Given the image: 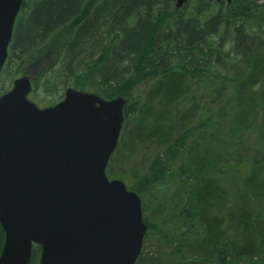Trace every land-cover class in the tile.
Segmentation results:
<instances>
[{"label":"trees","instance_id":"trees-1","mask_svg":"<svg viewBox=\"0 0 264 264\" xmlns=\"http://www.w3.org/2000/svg\"><path fill=\"white\" fill-rule=\"evenodd\" d=\"M28 73L39 105L36 92L61 90L60 99L70 86L125 98L109 176L112 160L163 146L140 176L125 171L144 198L179 180L178 206L168 214L156 204L143 215L135 264H264V0H22L0 93ZM180 102L187 106L176 113ZM151 237L163 250H145ZM3 243L0 225V252ZM39 252L33 245L27 264H38Z\"/></svg>","mask_w":264,"mask_h":264},{"label":"water","instance_id":"water-1","mask_svg":"<svg viewBox=\"0 0 264 264\" xmlns=\"http://www.w3.org/2000/svg\"><path fill=\"white\" fill-rule=\"evenodd\" d=\"M21 4L0 0V70ZM31 88L22 74L0 94V264H27L33 244L38 264H134L147 229L141 199L105 172L124 97L67 87L39 107Z\"/></svg>","mask_w":264,"mask_h":264},{"label":"rangeland","instance_id":"rangeland-1","mask_svg":"<svg viewBox=\"0 0 264 264\" xmlns=\"http://www.w3.org/2000/svg\"><path fill=\"white\" fill-rule=\"evenodd\" d=\"M16 31H17V28H15V32ZM54 58H55V54L53 53L49 57V61L47 62V64L51 63L52 59L54 61ZM38 59H39V57H38ZM40 59L44 60V56H41ZM41 64H42V62L40 60L37 62V65L30 64L29 65L30 71L36 72L38 70L39 66H41ZM28 75L30 76L29 73H28ZM7 83H8V79L5 80V84H7ZM0 85H1V83H0ZM145 89H146V84H142V85H140V87L137 88L135 94H138L142 98ZM186 93L188 94V95L185 94L186 96L190 95L189 92H186ZM205 93H207V91ZM60 94H61V90L59 92H55V94H50V95H46L43 92H40V93L36 92V94L33 95L34 96L33 98L37 99L39 101L40 105L44 106V105L52 104V103H54V101L56 102L57 100H59ZM29 98L32 99V96H29ZM204 100H205V105L207 106V104H209V102L207 101L208 99L206 96H205V99H203V103H204ZM174 106H175L174 107L175 112L178 113V111H181L185 106H187V104L180 102V103L175 104ZM169 108L170 107L167 106L164 109V112H167V109H169ZM200 108L201 109L198 110L199 113L204 109L203 104L200 105ZM172 115L173 114H170L169 118H171ZM127 127H128V125L126 126V130H127ZM131 135H132V139L129 143V147L134 145V143L136 141V137H135L136 134H131ZM173 135L176 136V134H173ZM255 141L256 140L251 138L249 142L255 143ZM252 147L254 148V146H252ZM162 149H163V146H159V147L154 146V149H151L152 151L149 152V149H145L143 147H140L139 149H137L135 152L132 153V155L129 157V159L123 160V162L116 163L115 159L112 160L111 164H112V174L113 175L109 176L107 171H106V174L108 175V178L109 177L110 178H119L116 176V174L124 173L123 174L124 177L120 178V179L123 180L125 182V184L127 185V187L130 189V187H131V185H133L132 183L135 179L133 178V176L129 172L125 173V171H129V170L135 171V175H137V177L140 176L143 172H145L147 170V164L150 160V156H152L156 152H160ZM251 151H253V150H251ZM182 154H185V153L184 152L181 153V155L179 156L178 162L185 160V157ZM118 166H119V168H118ZM178 184H179V180L177 178H175V179L168 181V183L166 185L167 188L161 191V193H163V195L159 194V195H155L153 197H151V195H147L145 198L142 196L141 197L142 198V209H143V205L145 207V209L143 210V215H147L148 213H150V210H152V208H151L152 206H155L156 204H163V203L167 205L164 209L169 214L171 206L175 207L177 205L178 199L176 200V194H174L173 190L175 188H177ZM133 191H135V190H133ZM220 213L221 214L225 213V209H220ZM171 226H172V224H171ZM161 228L166 229L167 225H166V227L162 226ZM173 228L175 229L174 226H173ZM159 243H161V241L157 237H151V239L149 241H147V243H145V250H151V251H154L155 253H158L159 250H163V249L158 247ZM153 264H158V262H154ZM159 264H169V263H167V261L164 260V261H159Z\"/></svg>","mask_w":264,"mask_h":264},{"label":"bare ground","instance_id":"bare-ground-1","mask_svg":"<svg viewBox=\"0 0 264 264\" xmlns=\"http://www.w3.org/2000/svg\"><path fill=\"white\" fill-rule=\"evenodd\" d=\"M93 58H94V60H95L97 57L94 55ZM89 59L92 60L91 57H90ZM62 65H64V63H62L61 66H62ZM70 65H71V63L67 64V66H70ZM85 91H88V90H85ZM88 92H93V91H88ZM175 137H176V136H174V135L172 136L173 139H174ZM190 143H195V142H192L190 139L187 140V142L185 143L186 148L188 147V145H189ZM198 144H199V143H198ZM188 151H189V150L187 149L186 153H188Z\"/></svg>","mask_w":264,"mask_h":264},{"label":"flooded vegetation","instance_id":"flooded-vegetation-1","mask_svg":"<svg viewBox=\"0 0 264 264\" xmlns=\"http://www.w3.org/2000/svg\"><path fill=\"white\" fill-rule=\"evenodd\" d=\"M40 253V252H39ZM39 259V258H38Z\"/></svg>","mask_w":264,"mask_h":264}]
</instances>
